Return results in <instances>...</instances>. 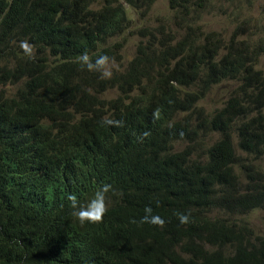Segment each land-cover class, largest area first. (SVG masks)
I'll return each instance as SVG.
<instances>
[{
  "label": "trees",
  "instance_id": "obj_1",
  "mask_svg": "<svg viewBox=\"0 0 264 264\" xmlns=\"http://www.w3.org/2000/svg\"><path fill=\"white\" fill-rule=\"evenodd\" d=\"M159 1L157 23L142 25ZM246 1L0 0V264H264V238L244 243L204 215L264 203V184L227 189L237 171L219 156L227 140L233 149L250 139L249 124L234 123L250 110L263 121L264 147V76L254 62L264 56V15L245 14ZM218 3L229 9L227 30L204 21ZM131 34L133 55L110 79L78 64L83 52L121 58L110 40ZM25 39L32 58L18 47ZM225 79L230 96L201 109ZM212 132L221 139L203 149ZM211 152L223 173L206 183L199 158ZM101 183L116 190L102 222L76 224L66 197L86 199ZM146 206L162 226L138 223Z\"/></svg>",
  "mask_w": 264,
  "mask_h": 264
},
{
  "label": "clouds",
  "instance_id": "obj_2",
  "mask_svg": "<svg viewBox=\"0 0 264 264\" xmlns=\"http://www.w3.org/2000/svg\"><path fill=\"white\" fill-rule=\"evenodd\" d=\"M133 15L140 17L139 19H134L139 20L134 26H140L142 20L141 17L143 16L142 10L135 9L134 13H132V16ZM18 47L22 50L25 56H27L28 58H32V45L29 44L26 39L20 40L18 42ZM262 57L264 56L255 58L254 62L255 69L262 71L263 73L261 74V76H264V68L259 65V61ZM77 62L82 69L89 72L98 73V77L100 79H110L113 75V69L115 67L114 61L104 54H100L95 58H90L87 52H83L77 57ZM222 84H225L228 87L224 94L221 95L222 99L218 103H210L208 100L210 99V95H208L203 100L212 105L211 111H213L214 109H218L220 107V102L226 100L232 93L231 88L233 82L225 79V82ZM256 115L260 114L253 110H250L246 114L245 118H240V120L235 118L234 121V123L238 122L240 124L248 123L250 126V133H252L250 135V139L247 140L244 144V147H240L238 144V140L234 139L233 147H237L235 149V152L237 151L238 153L243 154V163L240 164V167H235V153L234 150L231 149L228 140L227 145L230 147V152L227 154L225 153L224 156L222 153H219L221 159L227 162V167H233L237 171L236 178H230V182L227 188L233 194H241L253 188L257 189L258 185L264 184V167L262 165V161H264V152L261 150V148L264 147L259 141V137L262 133L263 121L261 120V118L252 121V118ZM182 116V114H178L176 115L175 119L178 120ZM101 123L104 125H114L118 124L119 122L104 117L102 118ZM237 132H239L238 128L233 127L231 133ZM211 137V139H214L215 141L219 138L221 139L218 134L211 135ZM211 139L208 141L206 139L205 141L202 140L201 145H203V149L206 145L212 144ZM198 144L199 142L196 143L198 147L201 146ZM217 163L218 160L216 158V155L213 156L212 152L208 159L201 154V157L199 158V165L201 166V168H199V174L204 179V182L209 183V178L211 180H214L217 174L223 173V171L220 170L222 168H220ZM115 194L116 190L110 183L99 184L92 191V193L83 200L78 199L72 194H69L66 197L67 201L69 202V215L71 216L73 222L80 226H84L85 224H98L102 222V219L108 210V201L110 200V196ZM254 211L264 212V203L247 210L234 211H229L220 207H211L204 212V215L210 220L224 221L227 226L233 228L236 232L244 233V243H246V241H249L252 244H257L259 239L264 238V215L252 217V213ZM255 219H258L260 226H258L254 222ZM178 221L180 224H184L188 221V216L186 214H180L178 216ZM138 223H147L162 226L164 224V220L159 215L153 214L151 207L146 206L144 209V215L139 218ZM204 246L209 250L217 249V247L211 246L208 243H204ZM233 250L234 246L232 244H227L223 248L225 254H231Z\"/></svg>",
  "mask_w": 264,
  "mask_h": 264
},
{
  "label": "rangeland",
  "instance_id": "obj_3",
  "mask_svg": "<svg viewBox=\"0 0 264 264\" xmlns=\"http://www.w3.org/2000/svg\"><path fill=\"white\" fill-rule=\"evenodd\" d=\"M161 5H162V1H159L157 3H155L154 5L151 6V8L148 10L147 12V19L146 21L143 22L142 25H155L157 23V18L158 15L161 12ZM220 4L218 3V7L213 8V10L216 13V16H212L211 14V9L207 10L205 12V18L204 21L207 22L211 27H214L220 31L223 30H227L226 27H231L230 26V18H229V9L226 8V5L224 8H219ZM249 12L253 13L254 15H264V0H253L251 2H247L246 1V7L244 9V13L248 14ZM134 19H137L136 15H133ZM264 21V20H263ZM127 40V41H126ZM129 40V41H128ZM121 42V43H120ZM126 42V43H125ZM137 42V38L135 35L131 34V35H126V37L124 38V40H122L121 37H115L112 40H110V43H116L119 46H121L122 48L119 50V53L121 55V58L117 59V58H113L112 60L114 61L115 67L113 69V71L115 70H121L125 67V65L129 62V60L131 59L133 52H134V44ZM124 45V46H123ZM259 65L264 68V57H262L259 61ZM227 87L225 84H220L217 86H214L212 89V93L210 94V99L213 100L211 101L210 99L209 102L210 103H218L222 97L221 95L224 94V92L227 90ZM111 94H114L112 91L110 92ZM110 93H107V95H110ZM201 109H207V110H211L212 107L208 106L206 103H203L201 105ZM216 134L215 132H212L211 135ZM211 141H215L214 139H211ZM237 147H233L235 156H234V160L236 162L235 167L239 168L240 164L243 163V154L238 153L237 151L235 152V149ZM262 165L264 167V161H262ZM264 215L263 211H254L252 213V217H256V216H262ZM254 222L260 226L258 219H255Z\"/></svg>",
  "mask_w": 264,
  "mask_h": 264
},
{
  "label": "bare ground",
  "instance_id": "obj_4",
  "mask_svg": "<svg viewBox=\"0 0 264 264\" xmlns=\"http://www.w3.org/2000/svg\"><path fill=\"white\" fill-rule=\"evenodd\" d=\"M172 20V19H171ZM172 22V21H171ZM136 24V23H135ZM162 26V25H161ZM179 26V25H178ZM127 28V27H126ZM126 28H125V30H126ZM135 28V27H134ZM144 28V27H143ZM141 29V28H140ZM140 29H138V30H140ZM145 29V28H144ZM148 29V28H147ZM159 29V28H158ZM122 30H124V29H122ZM121 30V31H122ZM146 30V29H145ZM164 30V29H163ZM166 30V29H165ZM129 32V31H128ZM132 32V31H131ZM139 32V31H138ZM120 34V33H119ZM128 34V33H127ZM79 35H82L81 34V32H80V34ZM118 37V36H117ZM122 38V37H121ZM122 40H124V39H122ZM127 41V40H126ZM129 41V40H128ZM121 43V42H120ZM126 43V42H125ZM124 46V45H123ZM122 48V47H121ZM114 87V86H113ZM251 89V88H250Z\"/></svg>",
  "mask_w": 264,
  "mask_h": 264
}]
</instances>
